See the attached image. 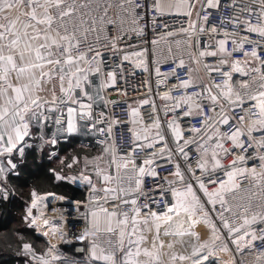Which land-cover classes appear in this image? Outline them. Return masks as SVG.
<instances>
[{"label":"snow or ice","instance_id":"obj_1","mask_svg":"<svg viewBox=\"0 0 264 264\" xmlns=\"http://www.w3.org/2000/svg\"><path fill=\"white\" fill-rule=\"evenodd\" d=\"M196 4L200 5L196 16L201 26L190 22L188 28L182 29L191 30L189 37L204 33L203 25H208L213 37L220 34L219 27L225 23L232 25V30H224V38L214 47L189 50L190 64L182 58L179 60L177 67L187 70L186 79L179 80L175 69L168 74L161 73L158 67L155 70L158 76H177L175 89L182 90L178 97L167 91L163 94V99L173 101L169 111H179V116H174L168 124L175 149L168 148L157 118L142 131L132 130L131 156L119 155L113 142L104 149L109 157L107 161L103 155L85 160V166L92 165L104 185L100 189L93 185V191L103 195L90 200L92 206L83 214L88 225L78 239L88 241L85 264H216L220 252L230 251L233 253L230 264H264V0H247V3L231 0L233 13L222 19L220 26L210 24L212 13L208 10H219L221 0H155L152 7L160 16L175 13L191 17ZM238 5L239 15L235 13ZM142 7L138 0H0V155L11 154L13 150L22 154L23 147L17 146L31 135L32 124L38 128L47 124L52 113H56L52 122L58 126L57 130L68 134L80 130L78 119L91 120L92 103H85L84 98L91 101L89 77L101 72L100 48L119 50V42L125 39L122 27L125 19L130 20L132 32L143 35L137 15V9ZM115 9H119L118 18ZM108 26H115L119 34L109 36ZM237 30L246 34L241 36ZM145 51L133 52L131 56L138 58L137 67L147 71ZM235 54L244 59H234ZM206 57L220 58L213 65L205 62ZM123 59L129 60L130 56L124 55ZM198 67L208 75L207 82L196 75ZM213 73L218 74L221 82L215 81ZM233 74L244 79L234 84ZM116 80V72H109L100 87L114 88ZM53 81L56 85L49 89L51 98L42 96L44 85ZM57 85L60 95L56 94ZM142 103L149 104V100ZM131 116L132 124L140 122L138 109H132ZM182 117L200 121L199 127L188 129V138L179 124ZM114 123L119 122L110 123L109 133ZM88 127L96 128V122L85 124ZM50 142L55 144L56 140ZM160 143L163 146L157 152L155 148ZM192 145L197 153L195 168L188 164L186 170L197 188L186 180L180 164L176 163L174 171L169 173L173 179H166L167 187L157 185L160 200L143 191L145 176H159L153 167L157 158L171 161L175 152L189 160L187 149ZM145 147L153 151L137 165L136 153ZM73 163L79 161L74 159ZM55 179L72 182L80 179L92 184L91 176L83 171L78 177L56 174ZM245 182L250 187H242ZM165 193L170 200L164 199ZM54 195L32 193V203L25 216L30 226H36L37 220L43 218V213L40 217L33 215L37 203ZM142 196L151 203L141 205ZM161 203L164 206L161 211L153 210V205ZM201 224L207 227V238L195 230ZM43 225L53 235L60 232L49 219L43 218ZM42 234L48 236V231ZM178 244L183 251L177 250ZM229 244L235 247L230 249ZM165 249L167 261L163 258ZM18 254L28 257L31 264H60L63 260L56 245L51 243L44 252H37L30 243H22ZM244 256L249 259L245 261Z\"/></svg>","mask_w":264,"mask_h":264},{"label":"built area","instance_id":"obj_2","mask_svg":"<svg viewBox=\"0 0 264 264\" xmlns=\"http://www.w3.org/2000/svg\"><path fill=\"white\" fill-rule=\"evenodd\" d=\"M154 2L155 0H138V3L143 6L142 8L137 9L139 19L138 27L143 29V35H137L135 32H132L129 28L130 20L125 19V23L122 26L125 29V39L119 42V50L104 47L100 48L102 53V59L100 61L101 72L98 75H92L89 78L97 79L101 84L107 79L109 72L115 71L117 80L114 88H102L103 99L101 100L103 106H98L92 100L89 101L87 98H84L85 103H92V117L91 120H89L88 125L96 122V128L88 127V148H106L110 147L114 142L119 155L131 156L134 141L132 130L135 129L136 131H142L144 126H151L153 121L158 118L160 121V131L167 141L168 148L175 149L176 144L171 130L168 128V124L174 116H179V111L176 113L169 111V106L173 101L163 99V94L166 91L173 97H178L182 94V90H176L175 85L179 82L177 76L179 80L187 78V70L177 67L179 60L182 58L185 60L186 64H189V50L195 52L198 50H205L209 45L214 47L218 40L224 38L222 35L224 30H232L233 26L230 24L225 23L223 26H220V21L233 13L232 7L229 6L231 0H221V8L219 10H208L212 13L210 24L220 26V34L214 37L208 32V25H203L205 27L204 33L199 35L193 34L189 37V32H191V30L189 29V32H184L182 29L188 28L190 22H196L197 27H200L201 22L197 21V16L194 21L185 15L165 14L160 16L153 10L152 6ZM245 3H247V0H245ZM235 13L239 15V5L235 9ZM114 14L118 18L120 16L119 9H115ZM110 15H112V13H110ZM201 15H203L202 12ZM153 18L155 23H153ZM132 27L137 26L132 25ZM237 31H239L241 36L246 34L241 30ZM168 33L172 34L167 35ZM117 34L119 33L115 26H108L109 36ZM249 35L251 38L259 39L255 34ZM91 40L92 37L90 36L89 41L91 42ZM154 41L155 43H153ZM228 47L229 49L233 47L231 37L229 38ZM246 48H249V46L246 45ZM144 50H146L144 52V59L147 64V71L137 67L136 61L138 58L131 56V53L133 52ZM124 55H129L130 59L124 60ZM219 58L220 57H206L205 62L214 65L218 63ZM233 58L244 59V57L239 54H235ZM157 67L163 74H168L175 69L177 76H158L155 71ZM200 69L205 78V82H207L209 79L208 75L202 67H200ZM225 69L227 70L226 66ZM212 76L215 77L217 83L221 82L218 74L213 73ZM236 78L239 80L244 79V77H241L238 74H233V83ZM53 85H56V81H53L50 84L51 88ZM188 91L191 92L193 89H189ZM58 93L60 92L57 85L56 94ZM77 95H79V92H77ZM144 100H149V104H143L142 101ZM132 109H138L140 113V116L138 117L140 122L135 125L132 124ZM182 110L183 109L180 111ZM51 116L52 120L45 125L51 132H53L51 133V137H54L56 124L52 121L55 119L56 113H52ZM101 120L103 122L99 123L98 121ZM112 121H118L119 123L111 124L112 131L109 133L107 129ZM179 124L184 130L185 137L188 138V129L191 126L199 127L200 121L190 117H182L179 119ZM100 129H104V131L101 132ZM140 143L146 144L147 142L141 141ZM181 143L183 142L181 141ZM162 146L163 143L157 144L155 151L159 152ZM152 151V149H148L147 147H145L143 151L138 150L136 153L137 165L142 164L143 159L148 158ZM187 151L190 157L189 160H185L182 154L175 152L172 155L171 161L157 158L156 164L153 165V167H155L159 176L155 178L145 176L143 191L148 193V195L154 199L160 200V189L157 188V185H160L163 188L167 187L166 179H173L169 173L174 171L176 163L180 164L181 170L185 173L186 180L192 182L193 187L197 188L198 185L195 183L194 178L186 170L188 164H192V167L195 168V160L197 158L196 146H190ZM59 152L60 149L55 144L49 154L51 158H58L61 160L62 156H60ZM197 175H199L198 170ZM216 175L223 178L220 173H217ZM111 186L115 187L114 184ZM95 187L96 189L101 188L98 186ZM242 187L248 188L250 187V184L245 182ZM81 188L86 190L85 197L82 200H69L65 198L59 200L56 199V196L54 195L53 197H47L46 200L39 201L37 207L33 209L34 216L40 217L41 213H43V218L49 219L52 224H55L60 228V232L55 235H53L49 229L45 228L43 225V218L37 220L36 226H30V221L27 220L29 227L47 243V247L49 246V243L56 245L58 253L63 257L60 264H64L65 261H67V263L77 262L85 264L87 260V253L89 251V248L87 247L88 241H81L78 239L80 233L87 230L88 221L83 218V214L88 212L89 208L92 206L89 201L102 196L103 193L100 191H93V185L91 184L84 185ZM198 194L202 196V193ZM164 199L170 200L171 198L165 193ZM31 203L32 200L27 205L25 214H27V210L31 206ZM140 203L143 205L144 203H151V201L142 196L140 197ZM107 206L111 209V205ZM163 207V203L159 206L153 205V210L159 212ZM61 217H63L62 220L60 219ZM216 222L219 227V221L216 220ZM195 230L201 233L202 238H207L208 230L206 225H198ZM44 231H48V236L42 234ZM149 238H151V236H149ZM169 239L171 238H165L166 241ZM185 239L188 238L185 237ZM234 247V245L229 244L230 249H233ZM177 250L183 251L179 244L177 245ZM167 251V249L164 250L165 255L163 258L165 261L168 259L166 254ZM236 255L240 254L237 253ZM242 258L245 261L249 259L247 256ZM232 259L233 253L231 251L220 252L216 264H230Z\"/></svg>","mask_w":264,"mask_h":264},{"label":"trees","instance_id":"obj_3","mask_svg":"<svg viewBox=\"0 0 264 264\" xmlns=\"http://www.w3.org/2000/svg\"><path fill=\"white\" fill-rule=\"evenodd\" d=\"M68 147L59 152L64 158L60 161L51 158L49 143L41 147L28 146L24 155L16 160V167L7 180L0 184V264H31L28 257L18 254L22 243L32 244L37 252L48 248L25 219V209L33 199V192L38 196L51 193L78 201L85 197L86 190L74 185L70 179L57 180L55 176L78 177L82 171L89 176L93 168L91 165L86 167L85 160L94 159L102 148L72 147L68 152ZM74 159L79 163L74 164ZM69 164L72 167H68ZM91 185H95L93 181Z\"/></svg>","mask_w":264,"mask_h":264},{"label":"crops","instance_id":"obj_4","mask_svg":"<svg viewBox=\"0 0 264 264\" xmlns=\"http://www.w3.org/2000/svg\"><path fill=\"white\" fill-rule=\"evenodd\" d=\"M199 4H196L195 6V10L193 11V15L190 17L192 21L195 20L196 18V12L199 11ZM173 15H183V14H175L173 13ZM191 62L189 61V64ZM196 75L200 78H202L205 81V78L201 72L200 67H198V71L196 73ZM92 81V85L91 87L88 89L89 93L92 97V101L98 105V106H103L102 100L100 99V97H102V88L100 87V82L97 79H90ZM45 91L41 93L42 96H46L49 99L51 98V92L49 91V89H51L50 84H45L44 85ZM57 95H60V93H58ZM78 123H79V127L80 130L77 133L74 134H68L65 133L63 131H58V126H55V130H54V137H51V132L50 129H48L46 127V125H42L39 128L37 127V125L35 123L32 124L31 127V135L29 137H26L24 142L21 145H18L17 147H23V153L20 154L19 156H17L14 160H12L13 165H15L16 167V160L23 156L25 153V150L28 146H39L41 147V145L43 144H47L49 143L51 145V148H53V146L56 144L58 146V148L61 150H63V148H67L68 146V152H70L72 147H83V148H88V140H89V133H88V128H85V124L89 123V120L86 121H82L78 119ZM59 127H63V126H59ZM52 139L56 140V143L53 144L50 141ZM19 153L17 150H13V152L11 154H13V156L15 154ZM3 155H8V153H4ZM3 155H0V158L4 157ZM64 159V158H62ZM14 167V168H15ZM12 167V170L14 169ZM10 170V171H12ZM8 174V173H7ZM72 182V181H71ZM74 185H76L77 187H83L84 185H87L88 183L84 182V181H80V180H76L75 182H72Z\"/></svg>","mask_w":264,"mask_h":264},{"label":"rangeland","instance_id":"obj_5","mask_svg":"<svg viewBox=\"0 0 264 264\" xmlns=\"http://www.w3.org/2000/svg\"><path fill=\"white\" fill-rule=\"evenodd\" d=\"M239 79H235L234 80V84L238 81ZM104 149L105 148H102V150L100 149V152H96V157L98 156H102L104 157V161H107L108 160V155L104 153ZM20 153H17L13 156V154H8V155H3L4 157L0 158V168L3 169V171H0V184L5 182L10 174V170H12V165H13V162L12 160H14L17 156H19ZM12 159V160H11ZM93 160V159H92ZM61 161V160H60ZM104 161H101L100 164H101V167H104ZM14 168V167H13ZM91 168L92 165H91ZM8 173V174H7ZM89 176H91L92 178V181L95 185H98V186H101L103 187L104 185L102 184L101 180L95 175V171L94 169L90 171L89 173ZM81 181V180H80ZM56 196V195H55ZM58 197V196H56ZM69 264H82V263H77V262H68Z\"/></svg>","mask_w":264,"mask_h":264},{"label":"bare ground","instance_id":"obj_6","mask_svg":"<svg viewBox=\"0 0 264 264\" xmlns=\"http://www.w3.org/2000/svg\"><path fill=\"white\" fill-rule=\"evenodd\" d=\"M49 197H53V196H48V198H49Z\"/></svg>","mask_w":264,"mask_h":264}]
</instances>
